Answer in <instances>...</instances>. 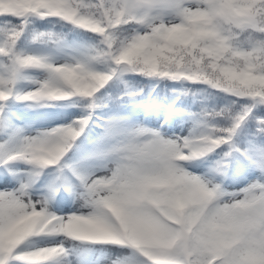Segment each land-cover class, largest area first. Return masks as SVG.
Instances as JSON below:
<instances>
[{"label":"snow or ice","instance_id":"6c2138e0","mask_svg":"<svg viewBox=\"0 0 264 264\" xmlns=\"http://www.w3.org/2000/svg\"><path fill=\"white\" fill-rule=\"evenodd\" d=\"M125 74L231 99L173 90L192 127L166 137L121 114ZM20 106L80 111L32 130ZM0 169V264H264V0H0ZM230 170L254 176L228 191ZM64 193L79 207L53 210Z\"/></svg>","mask_w":264,"mask_h":264},{"label":"rangeland","instance_id":"374dc122","mask_svg":"<svg viewBox=\"0 0 264 264\" xmlns=\"http://www.w3.org/2000/svg\"><path fill=\"white\" fill-rule=\"evenodd\" d=\"M198 107V106H197ZM80 109L77 107H62L56 113L42 114L39 119L33 121V123H26L25 125L30 126L32 130L36 129H49L56 125L66 123L70 119H72L75 115L79 113ZM195 109L191 110V112ZM121 114L124 115H132L137 122L142 123L144 126L149 128H156L162 132L166 137H172L174 135L184 136L187 135L189 130L192 127V121L188 119L186 116L181 115L175 111L169 112L165 107L159 106L157 104H149L146 103L138 104L135 109L130 110L127 113L121 111ZM98 131L97 129H93V132ZM209 166V161L207 159L195 161L188 165L189 169L193 172L204 173L207 171ZM14 168H24L23 164L13 165ZM52 171V170H47ZM0 172H3V169H0ZM254 174L249 173L248 175L239 174L236 178H234L229 183H222L224 188L228 191L238 190L240 187H243L249 179L253 178ZM51 177L48 175H44L40 181L37 182L36 187H42L43 183H45ZM221 181V179L218 177ZM222 182V181H221ZM16 181L7 174L0 175V186H4L7 184L8 186H14ZM65 199L61 201L59 197L53 201L52 207L53 210L59 212H68L70 210H74L79 207V202H73L72 197L64 193ZM37 243H44V241L38 240ZM97 248L103 247L105 251L111 253L113 255L118 253V250L112 249L110 246H96ZM100 264H109L107 258H100Z\"/></svg>","mask_w":264,"mask_h":264},{"label":"trees","instance_id":"16d2710c","mask_svg":"<svg viewBox=\"0 0 264 264\" xmlns=\"http://www.w3.org/2000/svg\"><path fill=\"white\" fill-rule=\"evenodd\" d=\"M56 31H67V28L61 29L60 25L57 24ZM122 79L126 82L127 87L131 90L137 91L139 95L135 97V104H130L128 102V98L124 97V107L120 109V111H124V113L129 112L132 109H135L138 104L146 103L149 104H158L161 105L165 98L173 99L176 97V92L173 90H177V92L181 89H187V94H182L176 99L175 107L184 109L185 112H191V110L195 109V112L200 111L201 107H223L230 97H225L221 93L211 92L210 95L205 94L203 85L200 84H191L187 82H173L169 80H160V79H152L146 78L140 75L135 74H125ZM125 88L124 83H117L113 85L108 92V95L119 96L122 94ZM210 91V90H209ZM107 102V101H106ZM67 104L69 102H63ZM109 107H113V102H108ZM198 106V107H197ZM66 106H54V107H42L35 109H26L20 106V111L23 117V120L26 123H33L39 119L42 114L52 115L56 113L60 108ZM104 111H108V109H104ZM194 112V111H192ZM218 152L220 149L217 150ZM75 152V149L73 150ZM70 153L69 155H72ZM216 157L210 156L207 160L215 159ZM240 173L234 170H230L228 175L221 178L223 183H229L234 178H236Z\"/></svg>","mask_w":264,"mask_h":264}]
</instances>
